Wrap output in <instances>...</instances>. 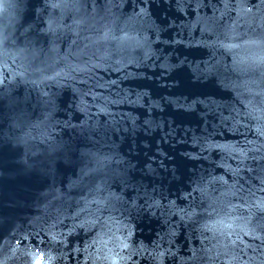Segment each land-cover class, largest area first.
<instances>
[{
	"label": "water",
	"instance_id": "95a60500",
	"mask_svg": "<svg viewBox=\"0 0 264 264\" xmlns=\"http://www.w3.org/2000/svg\"><path fill=\"white\" fill-rule=\"evenodd\" d=\"M141 7L145 14L136 19L133 13ZM213 7L207 0L198 9L195 0H184L183 6L176 0H97L96 5L68 10L45 7L44 0H11L0 13V28L9 37L0 66L8 77L0 89V129L5 133L0 140L2 264L83 260L73 248L83 249L89 236L68 228L72 213L95 194L93 184L86 178L72 190L66 187L82 175L81 169L91 167L90 157L80 153L115 154L123 161V179L131 189L120 179L113 180L110 172L94 175L106 180L109 191L126 194L125 199L139 187L165 208L168 201L183 207L190 180L223 177L227 186L240 187V176L249 181L247 186L256 197H264L249 176L232 175L236 161L219 151L201 150L205 138L211 144L242 146L251 138L253 126L244 105L251 101L250 109L261 107L260 97L253 95L260 89L252 83L259 82L260 72L247 67L253 56L264 55L260 50L233 41L240 46L215 53L219 71L198 79L193 74L213 55L197 45L200 24L212 15ZM216 10L223 11L218 6ZM50 17L67 26L57 32L52 50L51 33L41 32ZM74 18L94 20L95 28L107 25L109 39L97 42L96 33L86 25L78 28ZM234 18L235 13L224 12L222 24L232 26ZM25 29L29 42L21 35ZM236 30L243 35L249 31L248 23L237 21ZM233 59L243 70L232 71ZM223 117L228 118L227 124ZM72 145L79 159L68 168L64 158ZM53 146L64 149L59 167ZM40 161H48L49 170H43ZM116 167L113 161L111 168ZM144 199L137 203L147 208ZM63 217L69 219L60 225L57 220ZM128 223L137 244L143 243L149 251L153 241L160 244L165 254L159 264H264V230L257 221L248 222L247 214L233 225L228 256L218 259L209 258L215 256V240L209 243L160 210L152 213L141 208ZM56 232L61 235L54 241L51 236ZM193 251L198 257L195 262L190 259ZM134 264L156 262L136 257Z\"/></svg>",
	"mask_w": 264,
	"mask_h": 264
},
{
	"label": "snow or ice",
	"instance_id": "6c2138e0",
	"mask_svg": "<svg viewBox=\"0 0 264 264\" xmlns=\"http://www.w3.org/2000/svg\"><path fill=\"white\" fill-rule=\"evenodd\" d=\"M10 2L11 0H0V13L4 11ZM106 2H111V0H106ZM44 3L45 7L51 9L71 10L72 8L78 9L81 4L85 8L89 3L96 5L97 0H44ZM195 3L198 9L205 3V0H195ZM207 3L214 5L213 13L205 19L204 23L200 24L201 37L197 39V45L207 47L213 55L209 56L202 68L197 66L193 69V74L197 79L200 76L211 77L219 71L220 61L216 59L215 53L220 50L227 53L240 46L233 41H241L249 48L264 52V0H207ZM176 4L183 6L184 0H176ZM217 6L222 8L223 11L217 13ZM224 12L235 13L232 26L222 24ZM144 14V9L141 7L139 11H134L133 16L136 19H142ZM237 21H246L249 31H246L243 35L237 34ZM43 23L45 26L41 29V32L45 35L51 33L52 38L49 39V46L52 50L57 32L61 31L62 27L67 26L63 25L62 20L57 21L54 17L46 19ZM73 24L78 28H83L86 25L87 29L96 33L97 42L109 39L110 30L107 25L95 28L94 20L89 23L87 19L76 18L73 19ZM27 31L28 29H25V32L21 35L26 42H29L26 35ZM78 34V32L73 33V35ZM113 39L115 38L113 37ZM8 41L9 37L4 34L3 28H0V66H2V56ZM174 42L179 43L180 41ZM247 67L253 72H260L259 82L253 81L252 83L260 89L259 92L253 95L260 97L261 107L252 105L250 109L251 101L244 105L247 116L251 118L250 122L253 124L249 129L251 138L246 139L242 146L238 144H211L205 138L201 150L219 151L230 160L236 161V167L231 169L232 175L240 176V173L243 172L250 177L252 183L259 185L260 192H264V55L253 56ZM231 69L233 72L243 70L240 68V62L235 59L232 61ZM55 75L59 76L60 73ZM65 76L71 78L68 73H65ZM7 78L4 72H0V89L3 88L4 80ZM45 78L52 80L54 77L48 76ZM219 83L226 86L223 80H220ZM248 91L251 93V89H248ZM253 112H255V115H253ZM222 119L225 124L228 123L227 117ZM237 123H239L238 118ZM244 127L247 128L248 125L245 124ZM96 134L93 133V135ZM4 136L5 133L0 129V140H3ZM105 147H108V145L106 144ZM62 150H64L63 146H53L52 148V153L57 157L55 161L57 167L60 165L59 154ZM67 152L68 155L65 156L64 163L66 167L72 168L75 166V161L79 159L76 146L72 145L70 149H67ZM84 155L90 157L91 167H88L86 171L81 169L82 175L77 174L76 179L69 180L66 185L69 190H72L88 178L93 184L95 193L91 199L85 201L83 207H78V211L72 213V227L68 228V232L82 230L90 239V242L84 244L83 249L73 248L77 255L83 257L79 264H84V261H92V264H97V262L99 264H118V262L119 264H130V262L134 264L136 257L155 261L156 264H159L160 257L165 254L160 250V244L153 241L152 250L149 251L143 243L137 244L132 239V227L128 220L133 212L139 213L141 208L145 212L151 209L152 213L160 210L164 216L176 218L177 225L183 223L186 227L190 226L192 232L203 236L204 240L209 243L215 240L216 244L213 246L216 249L215 256L209 257L210 259L228 256L232 244L233 225L237 219L245 218V214H247L248 222L255 220L264 230V197H256L255 192L250 191L247 186L249 181L245 180L243 176H240V187H236L235 184L227 186V181L223 177H212L209 181L203 179L190 180V190H187L182 197V200L185 201L183 207H178L172 201H168L165 208L159 200L153 199V196L147 190L141 193L139 187H137L135 194L129 199H125L126 194L121 195L109 191L106 180L96 179L94 174L104 172L107 175L110 172L113 180L120 179L125 188L131 189L128 181L123 179V176L126 175L122 168L123 161L116 159L115 154L80 153V156ZM113 161L117 165L115 169L111 168ZM40 166L43 170H49L50 168L48 161H40ZM145 197L147 198L144 199ZM139 199H144L147 208H144V205H138L137 201ZM67 219L69 217H63L58 219L57 223L63 225L64 220ZM164 223L168 225L167 220ZM52 227L55 228L56 224H53ZM245 234L247 235V233ZM60 235L61 233L56 232L51 238L55 241ZM90 249L92 251H89ZM208 251L211 252L212 249H208ZM71 259L75 260L76 257H71ZM190 259L193 262L197 261L196 251H193ZM231 259L236 260L238 257L233 256ZM36 264H41V261L37 260ZM225 264H227V261Z\"/></svg>",
	"mask_w": 264,
	"mask_h": 264
}]
</instances>
